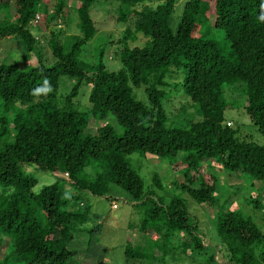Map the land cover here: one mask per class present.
Listing matches in <instances>:
<instances>
[{
    "label": "trees",
    "instance_id": "trees-1",
    "mask_svg": "<svg viewBox=\"0 0 264 264\" xmlns=\"http://www.w3.org/2000/svg\"><path fill=\"white\" fill-rule=\"evenodd\" d=\"M48 1L53 3L51 13ZM109 1L118 6V22L134 18L133 30L126 29L116 53L121 64L117 71L105 68L103 50L94 65L80 59L97 33L91 8L99 0H78L79 35L66 38L50 27L63 17L67 0H0V38L11 39L26 55L34 53L39 42L30 29L38 15L37 32H49L52 57L46 64L37 54L36 65L25 71L0 63V101L4 112L13 111L11 116L0 115V241L9 244L0 264H76L80 236L94 231L82 228L91 217L83 196L111 198V186L142 209V234L153 232L165 240L183 234L188 240L178 249L184 255L207 248L182 195L167 201L144 190L143 180L127 161L133 153L173 164L183 154L186 183L174 186L198 204L213 206L218 201L215 177L209 176L206 184L194 174L203 161L264 185V142L240 139L238 129L225 124L229 104L223 97L225 88L245 97L243 110L264 138V0H187L175 32L170 19L176 0ZM213 30L224 33L230 44L227 53L210 39ZM138 35L145 43L128 47ZM171 70L175 75L183 71L172 84L166 82ZM63 76L74 84L58 99ZM82 84L90 87L89 110L84 112L76 102ZM169 86L181 90L196 107L198 118L183 128L166 125L164 89ZM140 87L146 102L133 93ZM88 117H112L121 133L104 124L94 135L86 134ZM31 166L50 173L52 183L35 192L38 180L26 170ZM153 180L161 190L158 177ZM248 203L253 210H263L256 198ZM216 233L229 264H264V232L249 216L223 210ZM136 249L126 246L125 257L141 258ZM208 259L213 261V254Z\"/></svg>",
    "mask_w": 264,
    "mask_h": 264
},
{
    "label": "rangeland",
    "instance_id": "rangeland-1",
    "mask_svg": "<svg viewBox=\"0 0 264 264\" xmlns=\"http://www.w3.org/2000/svg\"><path fill=\"white\" fill-rule=\"evenodd\" d=\"M187 0H176L175 9L170 19V27L173 32L176 31L182 8ZM49 13L53 11L52 2H49ZM78 0H67V7L64 10L63 17L59 18L55 25L50 29L60 31L61 38L73 35H79L77 30ZM9 16H14V3L9 2ZM117 4L106 0L104 3L99 0L98 4H94L91 8V16L97 27L95 36L83 47L80 59L89 64L94 65L98 61L99 51L103 50L102 62L109 71H117L121 68L117 50L122 47L123 34L126 29L133 30V16L130 15L126 23H120L117 20ZM4 18L0 14V21ZM37 20L31 25V32L35 39H38V46L35 47L34 53H27L21 49V46L13 42L11 39L0 38V63H4L20 70H27L30 66L36 65V55L43 57L46 64H50L52 57L47 47L49 32L43 34L37 32ZM65 21V23H64ZM214 21V17L210 15L209 22ZM210 39L216 41L222 51H229V42L225 40L224 33L220 30H213ZM147 39L138 35L136 41L127 42V46H141ZM171 74L166 79L168 83H174L180 80L183 75L181 70L178 75L171 70ZM74 80L69 77H61L59 80V88L57 98L66 95L72 88ZM90 87L82 84L76 99L77 108L84 112L89 110L88 95ZM166 99L163 102V108L167 115L166 125L168 127L183 128L190 120H196V107L187 98L181 90H175L172 86L164 89ZM133 93L137 99L146 102V96L143 93V87L133 88ZM224 100L229 106L224 112L225 124L238 129V137L246 139L255 144L261 145L264 142L263 136L258 132L257 128L249 120L243 110L245 105V97L236 90L225 88L223 94ZM3 111L0 101V115L11 116ZM104 124L111 125L117 134L121 133L120 127L116 124L112 117L105 121H99L94 117H88V123L84 130L86 134L94 135L96 129ZM183 154L173 161L160 159L156 156H142L139 153H133L127 156L130 167L135 170L144 183L145 191H155L158 196L169 200L174 194L182 195L187 202V211L192 222L198 226V233L203 237V243L207 246L203 251L196 250L192 253L184 255L179 251L178 247L187 239L183 234L165 240L162 236L153 232L142 234L139 232V226L142 220V209L134 206L128 201L126 194L118 187L111 186V191L106 197H95L85 194L83 200L88 206L90 219L82 225L85 230H94L93 232H85L80 236L79 246L81 248L78 257L73 258L80 264H95L98 260L106 264H229L228 256L220 244V240L216 233V220L223 210L240 212L244 216H249L256 225L264 232V185L260 181L252 180L250 177L223 170L219 164L203 161L198 172V176L203 178L204 183H210V177H215L217 185L218 201L213 206L206 204H198L191 200L186 194L177 189L174 184L186 183L183 172L185 170V162H183ZM28 172L37 178L38 184L34 188L38 192L42 186L52 183L54 177L46 170L28 167ZM90 174V170H87ZM158 177L161 190L157 189L154 177ZM1 191V189H0ZM249 198H256L263 206V210H253L249 205ZM116 205V208H113ZM261 206V207H262ZM137 248L142 255L141 258H126L124 249L126 246ZM8 240L0 241V260L6 253L8 248ZM174 248V250H173ZM198 251V252H197ZM205 253V254H204ZM214 256V260L210 261V255ZM77 256V254H76ZM78 262H74L79 264Z\"/></svg>",
    "mask_w": 264,
    "mask_h": 264
},
{
    "label": "built area",
    "instance_id": "built-area-1",
    "mask_svg": "<svg viewBox=\"0 0 264 264\" xmlns=\"http://www.w3.org/2000/svg\"><path fill=\"white\" fill-rule=\"evenodd\" d=\"M113 208H116V205H113Z\"/></svg>",
    "mask_w": 264,
    "mask_h": 264
}]
</instances>
